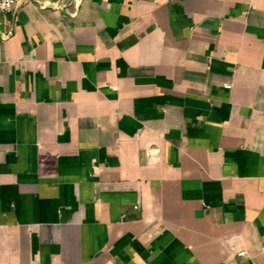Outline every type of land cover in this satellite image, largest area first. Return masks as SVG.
<instances>
[{"label":"crops","instance_id":"1","mask_svg":"<svg viewBox=\"0 0 264 264\" xmlns=\"http://www.w3.org/2000/svg\"><path fill=\"white\" fill-rule=\"evenodd\" d=\"M0 264H264V0L0 12Z\"/></svg>","mask_w":264,"mask_h":264},{"label":"built area","instance_id":"2","mask_svg":"<svg viewBox=\"0 0 264 264\" xmlns=\"http://www.w3.org/2000/svg\"><path fill=\"white\" fill-rule=\"evenodd\" d=\"M22 0H0V12L12 11ZM230 87V84H226ZM240 253H244L243 251Z\"/></svg>","mask_w":264,"mask_h":264}]
</instances>
